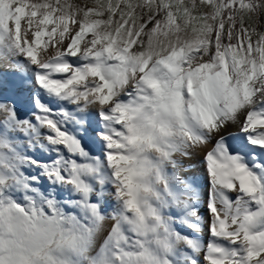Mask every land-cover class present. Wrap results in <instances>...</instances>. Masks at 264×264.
Here are the masks:
<instances>
[{
	"label": "snow or ice",
	"instance_id": "obj_1",
	"mask_svg": "<svg viewBox=\"0 0 264 264\" xmlns=\"http://www.w3.org/2000/svg\"><path fill=\"white\" fill-rule=\"evenodd\" d=\"M0 67V264H264V0H0Z\"/></svg>",
	"mask_w": 264,
	"mask_h": 264
},
{
	"label": "bare ground",
	"instance_id": "obj_2",
	"mask_svg": "<svg viewBox=\"0 0 264 264\" xmlns=\"http://www.w3.org/2000/svg\"><path fill=\"white\" fill-rule=\"evenodd\" d=\"M2 70H3L2 67H0V71H2ZM228 131L231 132V133H234V134H235V133H238V129L235 128V127L229 128ZM192 163H193L195 166L189 169V173H188V174H189V175L196 176V177L202 179V178L204 177V169H203V167L199 164V159L194 160ZM204 214L207 215L206 212H205ZM203 238H204V241H205V242H207V240L209 239V237H208V235H207L206 232H205Z\"/></svg>",
	"mask_w": 264,
	"mask_h": 264
}]
</instances>
